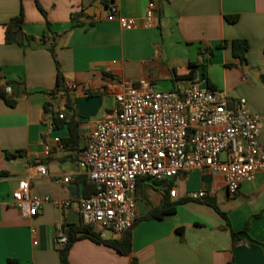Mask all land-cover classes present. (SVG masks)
<instances>
[{"label": "crops", "instance_id": "crops-1", "mask_svg": "<svg viewBox=\"0 0 264 264\" xmlns=\"http://www.w3.org/2000/svg\"><path fill=\"white\" fill-rule=\"evenodd\" d=\"M151 3L152 25L146 27L143 17ZM111 4L138 26L126 30L107 19ZM20 10L31 45L4 41L5 24ZM233 39L248 42L246 64L264 75V0H111L107 5L101 0H0V88L14 99L8 105L0 97V264H8V258L17 264H60L56 240L65 237L68 225L79 223L69 221L67 212L79 214V198L92 191L77 153L128 84L145 80L156 90H171L197 77L201 85L225 92L230 106L244 98L260 117L258 142L264 147V84L245 64L239 67L231 53ZM52 43L54 56L48 49ZM58 71L63 89L54 91ZM62 107L78 123L77 144L63 142L68 119L53 118L55 127L47 128L48 116ZM37 164L46 167V176L37 174ZM66 174L71 176L67 184L52 181ZM22 178L32 194L50 198L33 217L9 205ZM199 191L204 196L194 198ZM134 201L137 222L128 254L81 237L69 248L70 264H264V170L243 181L233 196L222 175L209 169L162 181L137 177ZM167 204L173 211L155 217ZM95 230L105 240L121 237ZM231 232H239L235 243Z\"/></svg>", "mask_w": 264, "mask_h": 264}, {"label": "built area", "instance_id": "built-area-1", "mask_svg": "<svg viewBox=\"0 0 264 264\" xmlns=\"http://www.w3.org/2000/svg\"><path fill=\"white\" fill-rule=\"evenodd\" d=\"M154 9L151 3L145 11L144 26L152 25ZM107 19H115L126 30L138 26L135 19L119 15L114 4L108 7ZM64 111L62 107L48 116V130L55 127L53 118H65ZM259 118L244 98L230 106L225 92L201 85L197 77L171 90H156L145 80L128 84L115 95L111 114L95 123L77 153L92 187L89 195L79 198V221L117 236L130 230L136 220L137 177L162 181L179 172L209 169L222 175L228 195H235L243 181L264 170ZM54 141L62 146L59 138ZM35 167L39 176L47 175L43 164ZM52 181L67 184L71 176H54ZM30 189V182L20 179L9 204L27 217L35 216L50 200ZM169 194L174 196L175 191ZM203 196V191L194 193V198ZM52 202L68 206L66 201ZM64 242V236L56 240Z\"/></svg>", "mask_w": 264, "mask_h": 264}, {"label": "trees", "instance_id": "trees-1", "mask_svg": "<svg viewBox=\"0 0 264 264\" xmlns=\"http://www.w3.org/2000/svg\"><path fill=\"white\" fill-rule=\"evenodd\" d=\"M101 2L104 5H107L109 2H111V0H101ZM37 7L39 8L40 11H42V9L39 7L38 4H37ZM225 18L231 22L236 20V16H226ZM22 25H23V13L20 10V12L17 16L11 18L8 21V23L5 24V29H4V41H5V43H15L18 45H23V44L31 45V41H33V37L30 35L24 34V32L22 31ZM230 46H231L232 56L234 58L238 59V64H239V67L241 68L244 64L247 63L245 55H246V52L248 50V42L245 39H233L230 43ZM48 49L50 50V52L54 56V52H53L54 43H52L48 47ZM193 67L194 66H192V68ZM191 75H192V73L190 72L188 77H190ZM4 89L0 88V97L5 101L6 104L13 105L14 99L10 98L6 93V90H4ZM61 89H63L62 76H61V73L58 71L57 72V81H56V86H55L54 91H58ZM65 119H68L67 127H68V131H69V136H68V138L64 139L63 142H65L66 144L67 143L77 144L79 142V138H80L78 123L74 120L73 115H69V116L65 115L64 119H57V120H58V123L59 122L62 123L65 121ZM6 156L7 157H13L14 154L10 153V152H6ZM214 208H216V210H218L216 206H214ZM172 211H173V207H171L167 204L158 211V214L155 215V217L162 215V214H165V213L172 212ZM221 214H223V213H221ZM136 222H137V220L134 221L133 225H135ZM130 230H128L124 234H122L119 239L105 240V239H102L100 237L99 232L96 231L92 226L83 225V224H81L80 221L76 225L70 224L65 229V242L58 249L60 264H70V262L68 261L69 248L75 240H77L81 237H88V238H90L96 242L104 243V244L114 248L120 254L126 255L130 252V249H131ZM238 235H239V232H231L232 243L236 242ZM7 263L8 264H17V260L13 259V258H8Z\"/></svg>", "mask_w": 264, "mask_h": 264}, {"label": "water", "instance_id": "water-1", "mask_svg": "<svg viewBox=\"0 0 264 264\" xmlns=\"http://www.w3.org/2000/svg\"><path fill=\"white\" fill-rule=\"evenodd\" d=\"M245 70H247L249 73L253 74L256 78H258L263 84H264V75L257 74L254 72L247 64L244 65ZM11 90H14L15 96L18 95V88L15 86V83L11 84L10 87ZM68 220L71 222H79V214L76 213L73 209H69L67 212Z\"/></svg>", "mask_w": 264, "mask_h": 264}, {"label": "rangeland", "instance_id": "rangeland-1", "mask_svg": "<svg viewBox=\"0 0 264 264\" xmlns=\"http://www.w3.org/2000/svg\"><path fill=\"white\" fill-rule=\"evenodd\" d=\"M105 232H109V231L105 230Z\"/></svg>", "mask_w": 264, "mask_h": 264}]
</instances>
